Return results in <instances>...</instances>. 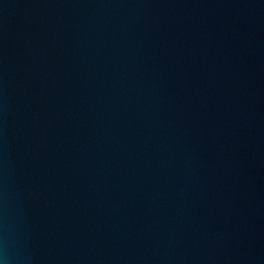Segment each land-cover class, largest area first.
Here are the masks:
<instances>
[{"label": "water", "instance_id": "water-1", "mask_svg": "<svg viewBox=\"0 0 264 264\" xmlns=\"http://www.w3.org/2000/svg\"><path fill=\"white\" fill-rule=\"evenodd\" d=\"M0 264H264V0H0Z\"/></svg>", "mask_w": 264, "mask_h": 264}]
</instances>
